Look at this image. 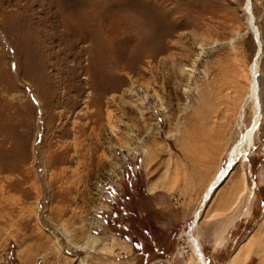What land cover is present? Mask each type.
I'll return each mask as SVG.
<instances>
[{
    "label": "rangeland",
    "instance_id": "1",
    "mask_svg": "<svg viewBox=\"0 0 264 264\" xmlns=\"http://www.w3.org/2000/svg\"><path fill=\"white\" fill-rule=\"evenodd\" d=\"M251 3L262 118L231 172L253 215L208 241L228 175L193 230L206 264H264ZM257 49L245 0H0V264H200L186 232L253 119Z\"/></svg>",
    "mask_w": 264,
    "mask_h": 264
},
{
    "label": "bare ground",
    "instance_id": "2",
    "mask_svg": "<svg viewBox=\"0 0 264 264\" xmlns=\"http://www.w3.org/2000/svg\"><path fill=\"white\" fill-rule=\"evenodd\" d=\"M252 0H245V13L247 16V22L250 30L252 31L253 36L255 37L256 44L258 46L254 62L250 66V74L251 76V84H250V98L253 102V109H254V115L253 119L251 120V123L246 127L245 131H243L238 140L233 144V146L230 148L228 152L227 161L224 167H222L215 175V177L209 182L206 190L204 191V194L202 196L201 202L197 206V209L195 210L193 214V219L191 221L189 229L186 232V235L188 236L189 240H191L193 244V248L195 251V254L198 256V260L200 264H206L203 259V254L198 248L197 240L193 236V230L197 226L199 219H200V212L206 205L207 201L210 199L213 191L216 187L219 186L220 183L224 181L225 178L229 175L231 172L234 164L236 163V158L238 155L245 153V150L249 148L253 142H254V136L255 132L258 129L260 120L262 118V105L259 98V83L257 81V73H258V57L260 56L261 52V41L259 39V32L258 28L255 25L254 18H253V12H252ZM190 234V235H189Z\"/></svg>",
    "mask_w": 264,
    "mask_h": 264
},
{
    "label": "crops",
    "instance_id": "3",
    "mask_svg": "<svg viewBox=\"0 0 264 264\" xmlns=\"http://www.w3.org/2000/svg\"><path fill=\"white\" fill-rule=\"evenodd\" d=\"M243 172L239 173L237 170L229 174L231 179L222 187L218 205L210 208L208 222L203 224L210 230L209 242L234 241L235 235H232L234 228L240 226L243 221L249 220L253 215V206H249V198L244 191L248 180L247 176H243ZM229 176L226 179H229ZM214 213L216 216L211 217Z\"/></svg>",
    "mask_w": 264,
    "mask_h": 264
},
{
    "label": "water",
    "instance_id": "4",
    "mask_svg": "<svg viewBox=\"0 0 264 264\" xmlns=\"http://www.w3.org/2000/svg\"><path fill=\"white\" fill-rule=\"evenodd\" d=\"M255 38V37H254ZM189 229V228H188ZM190 235V234H189Z\"/></svg>",
    "mask_w": 264,
    "mask_h": 264
}]
</instances>
